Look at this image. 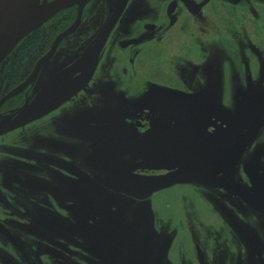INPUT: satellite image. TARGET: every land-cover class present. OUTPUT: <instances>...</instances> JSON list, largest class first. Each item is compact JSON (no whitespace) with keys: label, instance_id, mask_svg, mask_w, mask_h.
<instances>
[{"label":"rangeland","instance_id":"rangeland-1","mask_svg":"<svg viewBox=\"0 0 264 264\" xmlns=\"http://www.w3.org/2000/svg\"><path fill=\"white\" fill-rule=\"evenodd\" d=\"M172 1L177 9L168 16ZM127 2L129 16L118 29L133 46L120 51L113 42L104 54L105 70L115 74L106 84L129 102L164 86L214 106L227 128L219 158L264 208V196L252 190L254 183L264 193V0ZM15 50L6 62L34 60ZM12 88L0 74V96ZM75 105L49 114L50 128L23 127V114L0 121V264H264V213L212 187L217 174L206 158L196 159L198 170H186L190 178L180 184L163 187L167 179L158 175L114 188L118 180L102 170L112 157L151 169L163 164L168 144L139 151L125 147L117 130L79 129L70 118ZM79 178L94 180L106 198H79ZM97 200L112 206L95 207Z\"/></svg>","mask_w":264,"mask_h":264},{"label":"flooded vegetation","instance_id":"flooded-vegetation-1","mask_svg":"<svg viewBox=\"0 0 264 264\" xmlns=\"http://www.w3.org/2000/svg\"><path fill=\"white\" fill-rule=\"evenodd\" d=\"M52 1L54 0H45L46 3ZM119 1L90 0L84 6L76 29L60 41L52 57L41 67L35 79L18 95L6 100L0 106V121L23 114L21 122L23 127L32 123H43L44 128H50L52 120L48 115L62 106H70L73 103L78 104L74 107L82 106L81 108L73 107L70 113V118L77 121L76 126L79 129L97 131L102 134L108 131L113 133L119 131L122 133L120 142H126L127 146L125 147H132L131 149H139V151L140 147L149 152L146 148L163 143L168 144L165 146L163 164L151 169H146L147 166L141 162L120 161L119 158L112 157L109 161L110 167L102 168V170L108 171L109 177L118 180H114L117 183L114 184V188L118 187L119 181L124 182L127 179L151 181L155 180L154 177H158V175L167 179L166 183L161 184L163 187L183 183L190 178L185 174L186 170L190 171L193 167L194 170H198L199 166H196L197 163L195 164V162H199L196 161L198 158H206L212 170L217 174L215 177H218L220 172L213 168L208 157L215 153L214 155L220 160L218 149L227 128L223 124L221 113L214 106L164 86L151 89V93L148 92L145 98L141 97L129 102L120 92L116 91L113 85L106 84L108 81H114L115 74L105 70L108 58L103 57L104 54L111 53L110 47L113 42L118 44L120 51L133 46V43H129L132 40L124 41L121 37L122 31L118 29L121 26L120 23L125 20L124 18L129 16L128 7L130 5L128 0L121 3ZM42 2L43 0L40 1V3ZM178 3L184 7H188L190 4L189 0H178ZM176 9L177 2L172 1L166 5L165 12L171 16ZM64 11L65 13L59 19H54L57 14L35 30L39 32L40 36L32 50L22 51L24 40L30 33L13 48V52L16 49L15 53L20 58L34 54L32 62H28V64L24 62L20 66H16L17 79L14 82H5L3 75L4 68L14 62L5 61L8 55L1 62V83L13 85V88L0 96V100L28 80L38 61L50 51L54 40L75 22L76 7H70ZM45 26L50 28L48 27V30L46 29L47 31L43 34ZM114 33H118L116 37L112 36ZM43 35L46 36V39L43 38ZM113 37L114 40H112ZM63 58L66 60L64 61ZM90 63H93L94 67H91V71L87 72V65ZM117 76L119 77L118 73ZM105 94H108L112 100V105L109 104L107 109H104L107 98ZM87 102L93 107L98 105V109L93 110L97 111L92 112L90 108H87L89 107ZM69 123L67 119L64 122L67 127ZM70 125L75 126L73 120ZM118 148L115 147V149ZM132 155H136V153ZM149 171L151 174L148 175ZM160 172L163 174H159ZM255 178H258L260 189H263L260 177L256 176ZM79 180L82 182L79 186L82 192L79 198H106L99 184H95L94 180L84 178H79ZM252 188L257 194L264 196L263 190L256 188L254 183ZM92 192L96 193L92 194ZM255 199L259 203L258 198ZM93 203L95 207L101 209L112 206V203L107 201L105 205L98 200ZM262 209L261 213H264V208L262 207ZM96 221L106 222L99 217L96 218Z\"/></svg>","mask_w":264,"mask_h":264},{"label":"water","instance_id":"water-1","mask_svg":"<svg viewBox=\"0 0 264 264\" xmlns=\"http://www.w3.org/2000/svg\"><path fill=\"white\" fill-rule=\"evenodd\" d=\"M40 1L0 0V63L25 36L37 30L59 12L75 6L77 17L75 22L54 40L50 51L38 61L28 80L2 98L0 106L6 100L18 95L35 79L41 67L52 57L60 41L76 29L82 9L90 0H54L50 3H46L45 0L42 3ZM214 154L209 155L208 158L213 168L220 172V175L210 180L209 184L229 196L238 198L251 209L261 213L263 211L261 205L248 190L237 183L229 164L220 161Z\"/></svg>","mask_w":264,"mask_h":264},{"label":"trees","instance_id":"trees-1","mask_svg":"<svg viewBox=\"0 0 264 264\" xmlns=\"http://www.w3.org/2000/svg\"><path fill=\"white\" fill-rule=\"evenodd\" d=\"M39 36L40 35L38 31L31 32L24 40V46L22 47L23 48L22 51H25L26 49L32 50L38 43ZM3 75L5 82L7 83L14 82L17 79V67L15 63L6 66L4 68Z\"/></svg>","mask_w":264,"mask_h":264}]
</instances>
